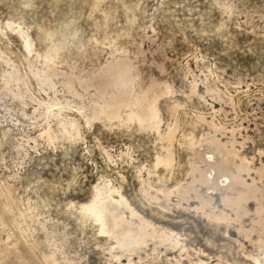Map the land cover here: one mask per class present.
I'll use <instances>...</instances> for the list:
<instances>
[{
  "label": "rangeland",
  "instance_id": "374dc122",
  "mask_svg": "<svg viewBox=\"0 0 264 264\" xmlns=\"http://www.w3.org/2000/svg\"><path fill=\"white\" fill-rule=\"evenodd\" d=\"M263 193L264 0H0V264H264Z\"/></svg>",
  "mask_w": 264,
  "mask_h": 264
},
{
  "label": "bare ground",
  "instance_id": "6f19581e",
  "mask_svg": "<svg viewBox=\"0 0 264 264\" xmlns=\"http://www.w3.org/2000/svg\"><path fill=\"white\" fill-rule=\"evenodd\" d=\"M215 126H216V125H215ZM215 128H216V127H215ZM215 142H216V140H215ZM218 144H219L220 146H223V143L220 142V141H218ZM225 146H226V145H225ZM225 149H226V153H227V154H228V153L231 154V155H232V154H233V155L235 154L232 150H230L229 148H227V146H226ZM223 150H224V149H223ZM231 155H230V156H231ZM237 167H238V166H237ZM236 176H237V175H236ZM236 176L233 175V180H234V179H235V180L237 179ZM237 177H238V176H237ZM239 177H240V176H239ZM235 180H234V182L231 183L232 186H234ZM249 187H250V186H249ZM233 188H234V187H233ZM251 189H252V191H253L254 193H256V192L258 191V190L256 191L253 187H251ZM241 193H242V192H241ZM263 195H264V193H263Z\"/></svg>",
  "mask_w": 264,
  "mask_h": 264
}]
</instances>
